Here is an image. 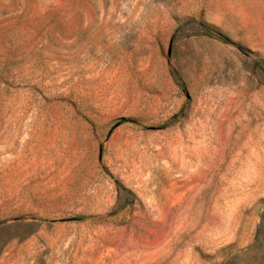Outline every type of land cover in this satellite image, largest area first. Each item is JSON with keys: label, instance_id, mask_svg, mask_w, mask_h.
Here are the masks:
<instances>
[{"label": "rangeland", "instance_id": "1", "mask_svg": "<svg viewBox=\"0 0 264 264\" xmlns=\"http://www.w3.org/2000/svg\"><path fill=\"white\" fill-rule=\"evenodd\" d=\"M0 264H264V0H0Z\"/></svg>", "mask_w": 264, "mask_h": 264}]
</instances>
